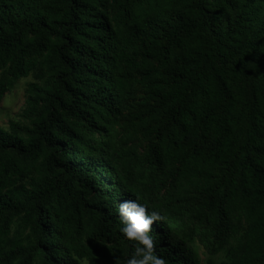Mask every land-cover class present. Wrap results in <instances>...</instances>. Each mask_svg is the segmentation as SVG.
<instances>
[{"label":"trees","instance_id":"trees-1","mask_svg":"<svg viewBox=\"0 0 264 264\" xmlns=\"http://www.w3.org/2000/svg\"><path fill=\"white\" fill-rule=\"evenodd\" d=\"M38 69L29 124L0 128V264H126L130 199L160 211L166 264H200L193 239L216 255L242 223L221 264H264V0H0V104ZM138 73L144 154L114 129Z\"/></svg>","mask_w":264,"mask_h":264},{"label":"rangeland","instance_id":"rangeland-1","mask_svg":"<svg viewBox=\"0 0 264 264\" xmlns=\"http://www.w3.org/2000/svg\"><path fill=\"white\" fill-rule=\"evenodd\" d=\"M113 9L110 16H114ZM41 70L38 69L31 73L27 78H23L17 82L11 93L7 94L5 99L0 104V128L9 129L10 122H18L21 125H28L29 122L23 117V113L27 110V102L30 97L28 91L29 86L33 83L41 84L40 78ZM5 76L4 71H0V79ZM151 101L147 82L143 80L141 74H136L134 79L129 81L126 85L125 104L123 109V115L119 119L115 126L117 140L122 139L126 148H131L139 154H144L147 151L148 139L145 135L147 128L155 125L156 121L149 119L148 115L143 116L142 110L149 109L153 106ZM28 181V180H27ZM191 224L200 226L198 220L195 218L189 219ZM21 222L18 220L10 236V239H20L26 241L29 235V229L20 228ZM241 229L230 240L229 245L220 253L216 255L208 254L203 246L195 238L191 241L193 247L197 250L200 258V264H208L213 262L215 264H221L229 260V253L237 251L238 248L245 242V231L247 225L241 224ZM200 228V227H199ZM84 264H89L87 261H83Z\"/></svg>","mask_w":264,"mask_h":264},{"label":"clouds","instance_id":"clouds-1","mask_svg":"<svg viewBox=\"0 0 264 264\" xmlns=\"http://www.w3.org/2000/svg\"><path fill=\"white\" fill-rule=\"evenodd\" d=\"M117 212L122 224L120 232L137 242L126 264H166V260L155 253L153 237L149 234L153 222L162 218L160 211L138 199H130L121 201Z\"/></svg>","mask_w":264,"mask_h":264}]
</instances>
